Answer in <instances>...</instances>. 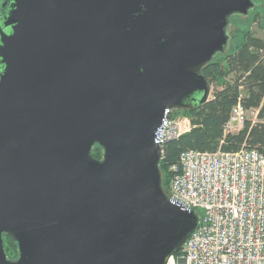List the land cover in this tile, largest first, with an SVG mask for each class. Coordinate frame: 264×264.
<instances>
[{
  "label": "water",
  "instance_id": "water-1",
  "mask_svg": "<svg viewBox=\"0 0 264 264\" xmlns=\"http://www.w3.org/2000/svg\"><path fill=\"white\" fill-rule=\"evenodd\" d=\"M251 6L0 0V264H167L181 250L198 215L163 191L155 132L165 109L209 98L201 68L227 46V15Z\"/></svg>",
  "mask_w": 264,
  "mask_h": 264
},
{
  "label": "built area",
  "instance_id": "built-area-1",
  "mask_svg": "<svg viewBox=\"0 0 264 264\" xmlns=\"http://www.w3.org/2000/svg\"><path fill=\"white\" fill-rule=\"evenodd\" d=\"M165 109L154 141L163 154L164 144L190 129ZM257 109H245L240 102L232 106L224 132L240 129ZM172 173L167 198L198 215L195 229L184 240L179 264H264V155L256 148L237 150H182ZM172 259L175 262L173 256ZM169 261V260H168Z\"/></svg>",
  "mask_w": 264,
  "mask_h": 264
},
{
  "label": "trees",
  "instance_id": "trees-1",
  "mask_svg": "<svg viewBox=\"0 0 264 264\" xmlns=\"http://www.w3.org/2000/svg\"><path fill=\"white\" fill-rule=\"evenodd\" d=\"M201 72L210 84L219 86L212 90V96L189 110H173L172 115L181 113L189 118L191 127L177 138L168 140L159 160L161 187L165 193L172 173L169 165L176 162L182 150L200 151L237 150L241 146L256 148L264 155V39L244 30L235 47L225 54L208 61ZM232 75V78H228ZM237 102L245 109H257V121L245 120L235 132H224V124L229 112ZM92 157L101 159L102 149L95 144ZM6 257L17 258V244L6 234H2ZM181 251L173 257H180Z\"/></svg>",
  "mask_w": 264,
  "mask_h": 264
},
{
  "label": "rangeland",
  "instance_id": "rangeland-1",
  "mask_svg": "<svg viewBox=\"0 0 264 264\" xmlns=\"http://www.w3.org/2000/svg\"><path fill=\"white\" fill-rule=\"evenodd\" d=\"M244 30H249L254 36L264 39V0H255V4H253L246 14H239L230 19V23L228 24L226 30V34L228 35L227 46L225 50L221 52L222 54L227 53L235 47L236 42L242 36ZM228 78H232V75H229ZM215 88H219V86L210 84L209 98L212 96V90ZM173 110L175 111L176 109ZM173 117L183 121L185 115L178 113ZM247 118L252 120L253 113L248 112Z\"/></svg>",
  "mask_w": 264,
  "mask_h": 264
},
{
  "label": "flooded vegetation",
  "instance_id": "flooded-vegetation-1",
  "mask_svg": "<svg viewBox=\"0 0 264 264\" xmlns=\"http://www.w3.org/2000/svg\"><path fill=\"white\" fill-rule=\"evenodd\" d=\"M251 1H252L253 4H255V0H251ZM251 7H252V6H251ZM251 7L248 8L247 12L249 11V9H250ZM239 14H243V13L232 12V13H230V14L227 15V24L225 25V30H227V26H228V24L230 23V19L233 18V17L236 16V15H239ZM245 14H246V13H245ZM217 53H218V52H217ZM217 53H215L211 59H213V58L216 56ZM201 69H202V68H201ZM192 108H193V107H191V108H181V109H179V111L189 110V109H192Z\"/></svg>",
  "mask_w": 264,
  "mask_h": 264
},
{
  "label": "bare ground",
  "instance_id": "bare-ground-1",
  "mask_svg": "<svg viewBox=\"0 0 264 264\" xmlns=\"http://www.w3.org/2000/svg\"><path fill=\"white\" fill-rule=\"evenodd\" d=\"M167 264H174V263H173L172 259H169Z\"/></svg>",
  "mask_w": 264,
  "mask_h": 264
}]
</instances>
